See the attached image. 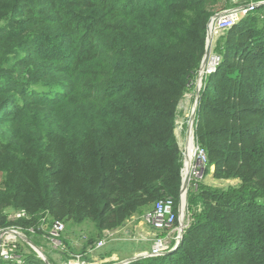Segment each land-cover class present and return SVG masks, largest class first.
Masks as SVG:
<instances>
[{
	"label": "trees",
	"instance_id": "1",
	"mask_svg": "<svg viewBox=\"0 0 264 264\" xmlns=\"http://www.w3.org/2000/svg\"><path fill=\"white\" fill-rule=\"evenodd\" d=\"M219 2L0 0V206L26 214L14 227L35 245L29 230L47 219L114 230L168 199L177 213L178 107ZM229 32L250 43L225 44L204 81L195 136L214 177L239 184L190 191L178 249L131 264H264V4ZM234 60L254 64L238 70ZM37 86L59 97L30 94Z\"/></svg>",
	"mask_w": 264,
	"mask_h": 264
},
{
	"label": "rangeland",
	"instance_id": "2",
	"mask_svg": "<svg viewBox=\"0 0 264 264\" xmlns=\"http://www.w3.org/2000/svg\"><path fill=\"white\" fill-rule=\"evenodd\" d=\"M255 2V3H264V0L256 1V0H229L228 3L225 1L220 0L218 3V9L221 8L222 11H227L233 9V7L238 5H243L247 3ZM263 4H260V6ZM259 8V7H258ZM227 9V10H226ZM258 12H260L258 10ZM254 16H257L258 18H262L261 14L259 15L256 13ZM242 21V20H241ZM240 28H236V30H239ZM256 30H250V32H245L246 35H256ZM210 41H211V55L220 56L221 60L224 62L225 59V51H223L225 44L230 43L231 45L241 46V45H247L250 43L249 40H241V37L239 35V32H236L234 34H230V32H218L215 33L214 31L209 30ZM207 43V42H206ZM257 49L263 50V48L258 47ZM239 53V52H238ZM205 57V55H204ZM204 60V58H203ZM17 57H12L11 64L9 65L10 70L16 69L13 71L14 78H16L18 81L23 80L24 74L19 70L20 65H17ZM203 63V62H202ZM235 67L240 70L242 67H247L252 64H254L251 61L247 62H240V61H233ZM201 69V68H200ZM199 73V72H198ZM205 81V80H204ZM204 81L202 83V86L200 88V92L198 93V87H196V81L192 85V87L188 90L186 96L184 97L183 101L180 103L178 107V118H177V124L175 127V135L178 140V145L183 157V151L185 150V144L187 145L188 139H189V127L191 123V112L193 109V106L196 105V98L199 95L198 104H197V110L200 105V99H201V92L202 89L204 90ZM42 97L46 94H54L55 97H59L60 89H51L50 87H39L31 89L30 94ZM191 96L187 97V96ZM197 115V111H196ZM196 139V136H195ZM196 143L198 144V141L196 139ZM199 145V144H198ZM200 146V145H199ZM202 146V145H201ZM215 167L211 165H207L206 169L202 171L199 179L194 181L195 186L193 188L194 191H198L202 185L212 186L219 189H227L230 186H237L239 184L238 179H218L214 177ZM197 189V190H195ZM191 190V191H193ZM190 191L188 190L187 193L182 192L180 194L179 199V205H178V220L176 225L167 231H161L156 232L150 228H147L144 230V226L135 227L134 225H138L139 220L142 221L143 215L148 211L144 210V212L140 213L136 216V221H134L131 224L130 231L127 230L129 228H124V225H127L125 223L120 228L110 230L107 228L98 229L95 225H91L89 223H82V224H75L73 222H65V231L61 235V242L63 243L64 247H66L65 252L61 253L60 251L54 250V242L52 243L49 239H47L48 236V230L51 227L52 219H47L44 226H42L37 232L40 234H36L37 232L31 233L34 234L33 240L37 242L35 245L31 238L30 239L33 243V246L40 249L42 254L44 255L45 259L49 262V264H57L55 263L51 258L54 257L60 258L65 260L64 257L66 256H72V255H82L85 260H88V256L95 255L97 258H100L101 260H104V256H109L113 253L118 255V260L111 261L109 264H119L118 261L120 259H125L127 257L132 256V253L134 251H140L142 250L143 254H150L153 250V247L155 245L156 240L163 239L167 243V246L173 249L175 245V238L178 237V232L182 230L181 236H184L185 232L189 228L191 221H192V206H189V198L191 197ZM185 205V206H184ZM183 206V207H182ZM196 206V205H195ZM6 209V210H5ZM182 209L184 211H182ZM196 211L200 209V206L197 208V206L194 208ZM7 211L9 213L8 219L5 220L2 227L3 228H12L14 227V221L12 219H9V217H13V215L16 214L15 211H13L11 208H4L0 206V215L3 211ZM16 225V224H15ZM131 230L133 232L131 233ZM128 231V234L126 235L125 232ZM126 237V238H125ZM123 240L122 242L116 241ZM183 240V238H182ZM104 241L105 245L102 248H96V245L99 244V242ZM31 243V244H32ZM26 245L24 244V247L21 246L20 249L23 252V250H26ZM19 248V247H18ZM32 248V247H31ZM93 254H88L89 250H93ZM32 253L35 251L32 248ZM87 251V252H86ZM65 253V254H64ZM141 255V256H142ZM166 256V255H165ZM50 257V259H49ZM26 264H29L32 261V258L24 256ZM117 258V257H114ZM89 261V260H88ZM90 261H94L93 258ZM89 261V262H90ZM38 264H41L39 261H37ZM92 263V262H90ZM0 264H4V262H1ZM94 264V263H92Z\"/></svg>",
	"mask_w": 264,
	"mask_h": 264
},
{
	"label": "built area",
	"instance_id": "3",
	"mask_svg": "<svg viewBox=\"0 0 264 264\" xmlns=\"http://www.w3.org/2000/svg\"><path fill=\"white\" fill-rule=\"evenodd\" d=\"M260 4L264 3L251 2L246 5H238V7H235L231 10L221 11L211 18L209 28L215 33L228 32L236 27L241 22V20L246 18L251 13H254ZM222 62L223 61L221 60L220 56L211 55L210 53L207 62L204 65L202 64L201 69L199 70L196 80V87H198V89L199 87L201 88L204 80L218 72ZM187 97L191 98L190 95ZM194 107L195 106H193L191 114L193 113ZM195 125L196 119L193 125L190 123L189 139L187 145L185 144V150L183 151V168L181 169L182 185L188 181L189 191L194 188V181L199 179L202 171L205 170L208 165V156L206 151L196 143ZM190 147H192V150H190ZM25 217L26 214L24 212H16L12 218L20 219ZM142 220L145 225L156 232L172 229L178 220V213L175 211L174 200L168 199L155 203L153 207L143 215ZM29 231L34 233L33 229H30ZM64 231V223L55 222L48 230L47 236V239H49L52 243L54 242V250L58 249L57 251H60L61 253L65 252L66 250V247H64L60 240ZM181 233L182 230L178 232L179 235L177 238H175V245L172 250L167 246L164 238L158 239L155 242L152 252L150 254L142 255L144 257L143 259L162 257L176 250L180 246ZM25 237L26 235L23 233L22 229L18 227L0 229V261L9 264H26L24 255L20 253V249L18 248L20 241H25ZM104 245L105 242L101 241L98 245H96V248H102ZM95 250L96 249L89 250V253H93ZM61 264L92 263H90L88 260H85L82 255H72L63 260Z\"/></svg>",
	"mask_w": 264,
	"mask_h": 264
},
{
	"label": "crops",
	"instance_id": "4",
	"mask_svg": "<svg viewBox=\"0 0 264 264\" xmlns=\"http://www.w3.org/2000/svg\"><path fill=\"white\" fill-rule=\"evenodd\" d=\"M192 190H193V188H192ZM136 216L137 215H135V216H133L131 219H129L126 223H127V225H124L123 227L124 228H129V229H127V230H129L130 231V228H132L131 227V224L134 222V221H136ZM9 219H12V220H14L13 218H11V217H9ZM130 221H131V224H130ZM135 227H137V226H140V227H142V226H144L145 228H144V230H146L147 228H149L147 225H145L144 223H143V220L142 221H140L139 220V223H138V225H134ZM151 229V228H150ZM133 232V230H131V233ZM125 234L127 235L128 234V231H126L125 232ZM126 238V237H125ZM116 241H113V242H117V241H120V242H122L123 240H118V239H115ZM27 244L28 246L26 247V250L24 251L23 250V254H26V255H24V256H27V257H30V258H32V261H34L35 262V264H38V262L37 261H39L41 264H46L38 255H37V253H36V255L34 254V253H32V248H31V246L26 242V241H23V244ZM23 244H21L20 245V247L21 246H23L24 247V245ZM94 253V252H93ZM93 253H89V251H88V254H93ZM143 254V252H142V250H138V251H134L133 253H132V256H130V257H127V258H125V259H120V261H118V263H122V262H125V261H128V260H130V259H133V258H137V257H139V256H141ZM114 257H117V258H114ZM65 258V257H64ZM93 258V260L94 261H90L91 259ZM49 259H50V257H49ZM55 263H57V264H61L62 262H63V259H60V258H54V257H52L51 258ZM50 259V260H51ZM118 260V255H116L115 253H113V254H111V255H109V256H104V260H101L100 258H97L94 254L93 255H91V256H88V260L90 261V262H92V263H94V264H109L111 261H114V260ZM1 262H3V261H0V263ZM4 264H9V263H5L4 262Z\"/></svg>",
	"mask_w": 264,
	"mask_h": 264
},
{
	"label": "water",
	"instance_id": "5",
	"mask_svg": "<svg viewBox=\"0 0 264 264\" xmlns=\"http://www.w3.org/2000/svg\"><path fill=\"white\" fill-rule=\"evenodd\" d=\"M211 20L209 21V24H210ZM209 24H208V35H209ZM210 53H211V41H210V36L207 37V43H206V52H205V57H204V60H203V65L207 62V59L208 57L210 56ZM200 88L198 89V93L200 92ZM198 99H199V95L197 96V100H196V105L194 107V110H193V113H192V118H191V125L194 124V121L197 117L196 115V111H197V104H198ZM188 187H189V183L188 181H186L183 185H182V188H181V192L182 194L185 192L187 193L188 191ZM182 238L183 236H181L180 238V244L182 242ZM25 241L33 248V250L38 254V256L46 263V264H49V262L47 261V259H45L44 255L42 254L41 250L36 248L35 246H33V243L30 239H28L27 237H25ZM32 243V244H31ZM179 244V245H180ZM178 249V248H177ZM176 249V250H177ZM176 250L172 251L171 253L175 252ZM144 257L143 256H139L137 258H133V259H130L128 261H125V262H122V263H119V264H131L133 262H136V261H140L142 260Z\"/></svg>",
	"mask_w": 264,
	"mask_h": 264
},
{
	"label": "bare ground",
	"instance_id": "6",
	"mask_svg": "<svg viewBox=\"0 0 264 264\" xmlns=\"http://www.w3.org/2000/svg\"><path fill=\"white\" fill-rule=\"evenodd\" d=\"M190 150H192V147H190ZM185 206V205H184ZM183 207V206H182ZM182 211H184L183 209H182Z\"/></svg>",
	"mask_w": 264,
	"mask_h": 264
}]
</instances>
